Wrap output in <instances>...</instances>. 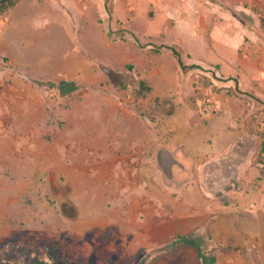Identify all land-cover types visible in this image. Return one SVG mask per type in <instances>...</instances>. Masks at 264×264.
I'll list each match as a JSON object with an SVG mask.
<instances>
[{
  "label": "rangeland",
  "instance_id": "rangeland-1",
  "mask_svg": "<svg viewBox=\"0 0 264 264\" xmlns=\"http://www.w3.org/2000/svg\"><path fill=\"white\" fill-rule=\"evenodd\" d=\"M106 5L21 0L0 13V259L138 264L191 232L171 213L203 212L206 198L240 217L264 214L261 82L240 93L222 72L246 83L238 66L264 70V0H113L112 16ZM169 46L206 70L183 71ZM137 73L152 87L146 96ZM62 79L81 90L62 96L47 85ZM245 132L256 151L212 185L210 166ZM230 246H219L222 264H250L228 257L262 251ZM152 264L202 262L183 247Z\"/></svg>",
  "mask_w": 264,
  "mask_h": 264
},
{
  "label": "crops",
  "instance_id": "crops-1",
  "mask_svg": "<svg viewBox=\"0 0 264 264\" xmlns=\"http://www.w3.org/2000/svg\"><path fill=\"white\" fill-rule=\"evenodd\" d=\"M217 36L220 35L217 34ZM224 37L225 36H221L222 41L224 40ZM238 68L241 71L243 69V77L245 78L246 83L244 82V79L241 78V75H236L238 72H236V74H229L231 73V70L226 73L220 66V69L224 74H228V76H230L229 78H234L230 79L229 88H234V90H237L240 93H247L248 91L250 92V90L252 91L249 86L255 87V80L260 81L261 86L257 89V94L263 96L259 98L264 100V70L254 71L248 67L239 66ZM241 80L243 83L242 85L240 82ZM228 120L231 126H237L238 122L235 118L232 117V120L231 118H228ZM227 133L230 138L233 137L234 139L237 137L236 131L228 130ZM257 147L258 138L256 134L254 135L253 133L245 132L240 137L232 152L225 157V159L215 161L212 166H210L213 168L212 174L216 176V180L214 182H228L238 170L240 165L244 166L248 163L249 158L256 151ZM258 197V195L254 194L249 200L253 203ZM206 203L208 206L203 212L190 210L183 215H180L179 213H171L174 221L179 223L178 228H189L191 229V232L193 229V232L201 234H204L205 232L209 233V235L213 237V242L216 241V243H214L217 246H230L235 244L252 245L254 243H258L262 247V251L257 255V257H254L256 259H252V257L248 254L244 256L233 254L228 258L236 257L238 259L237 261H240V257H244L250 264H264V214L262 215L260 212H255L254 214L248 213L247 215L240 217L238 215L240 213L237 212L236 209L220 204L217 199L206 198ZM206 221L208 222L207 226H205ZM238 221H240L239 224ZM189 232L180 233L189 234ZM222 235L225 236L227 243H218ZM215 252L218 257L217 264H222V258L220 257V253H222V251L220 248H216ZM227 264L230 263L228 262Z\"/></svg>",
  "mask_w": 264,
  "mask_h": 264
},
{
  "label": "trees",
  "instance_id": "trees-1",
  "mask_svg": "<svg viewBox=\"0 0 264 264\" xmlns=\"http://www.w3.org/2000/svg\"><path fill=\"white\" fill-rule=\"evenodd\" d=\"M21 0H0V13H4L8 11L10 8L14 7L17 5ZM113 0H107V5L106 8L108 10V13L110 16L113 14V10L111 7V3ZM248 16V15H246ZM151 45V44H149ZM170 49L173 54L176 56L178 59V62L180 64V67L182 68L183 71H187L188 69H201V70H206L202 65L200 64H192V65H187L184 62L182 53L176 48V47H167ZM156 52L161 53L162 48H157L154 47ZM127 69L131 72L135 71V65L134 64H128ZM112 74H114V71H112ZM217 78V77H216ZM234 79V78H230ZM136 80L138 81V88H137V94L139 96H146L152 91V87L150 84H148L147 80L139 73H137V78ZM237 81V80H236ZM50 88H57L62 96H71L76 94L81 90V85L74 81V80H68V79H62L58 83L55 82H48L47 83ZM121 87L127 89L128 84L126 82L121 83ZM239 90V89H238ZM261 136L264 137V133H261ZM262 154L264 156V143H262ZM162 155V154H161ZM163 156H161V162L163 165L172 163L170 161H166ZM173 161V159H172ZM263 166H264V159L261 161ZM213 173L212 172H208ZM213 184H216L217 182L210 181ZM215 187V186H214ZM183 247H193L198 250L199 258L201 259L202 264H217L218 262V257L215 252V249L218 248L219 246L215 245L213 242V237L211 235H205L201 234L198 232H191L189 234H181L178 233L171 241H169L161 250H159L160 255H155L148 253L144 259H142L138 264H152L153 261H155L159 256L162 255H168L173 252H175L178 249H181ZM221 250L223 249L222 247H219ZM229 249H232L231 246L227 247ZM0 264H69L67 262L63 261V258L61 256H57L55 258L52 256L50 260H45V259H38L36 261H22L19 259H0Z\"/></svg>",
  "mask_w": 264,
  "mask_h": 264
},
{
  "label": "water",
  "instance_id": "water-1",
  "mask_svg": "<svg viewBox=\"0 0 264 264\" xmlns=\"http://www.w3.org/2000/svg\"><path fill=\"white\" fill-rule=\"evenodd\" d=\"M104 70L106 71V73H111V69L107 68L105 66H103ZM164 172L168 175V177H170L171 179L173 178V173H172V168L170 167V165L165 164L163 166Z\"/></svg>",
  "mask_w": 264,
  "mask_h": 264
}]
</instances>
